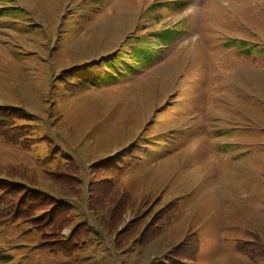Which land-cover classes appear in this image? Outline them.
Here are the masks:
<instances>
[{"label": "rangeland", "instance_id": "obj_1", "mask_svg": "<svg viewBox=\"0 0 264 264\" xmlns=\"http://www.w3.org/2000/svg\"><path fill=\"white\" fill-rule=\"evenodd\" d=\"M169 26L178 36L148 65L105 69L120 54L132 64L129 49L156 44ZM83 65L103 78L57 83ZM0 106L27 112L15 121L18 143L0 136L2 174L60 194L44 173L55 167L50 154L88 173L126 153L109 195L130 203L118 217L112 200L103 205L111 235L130 221L150 228L161 214L152 236L130 235L128 250L107 238L70 258L9 223L0 264H170L161 258L185 242L198 253L182 264H264L236 251L247 232L264 240V0H0Z\"/></svg>", "mask_w": 264, "mask_h": 264}, {"label": "trees", "instance_id": "obj_2", "mask_svg": "<svg viewBox=\"0 0 264 264\" xmlns=\"http://www.w3.org/2000/svg\"><path fill=\"white\" fill-rule=\"evenodd\" d=\"M162 8L169 9L168 6H162ZM175 37H177V33L172 31V28H168L153 36L157 40L156 44H146V39L137 41L128 53L130 54L128 59L132 61V64L128 66L124 55L120 54L119 58H116L118 61L104 62L105 69L113 74L120 68L124 73H129L131 70L136 71L156 58L154 51L159 45ZM238 43L239 47H243L246 52L255 47L245 42ZM118 64L121 65L120 68L116 67ZM88 67V65H83L79 69L80 71L71 69L61 72L57 83L70 85L75 81H80L81 85L85 86L90 82H99L100 78H103L101 70L93 74L94 72H89ZM82 72L89 73L91 76L84 77L81 81L75 76ZM65 91H68L67 88ZM26 114L27 112L14 107L0 106V136L11 144L18 143L19 140L14 132L17 127L15 121L23 119ZM50 155L49 159L55 161V167L52 170L45 169L44 173L47 179L55 183L60 194H51L46 189L37 187L33 180H15L8 172V175L2 174L3 168L7 169L8 166L0 167V226L13 222H17L18 225H27L28 231L35 230L40 235L38 248L53 256L67 258L84 250L88 241L103 242L107 238L111 240L112 248L116 249L115 251H118L119 245L127 248L118 252L128 250L130 235L136 234L133 239L135 242L139 237L144 236L145 232L148 233V236H152L153 228L159 227L161 214L152 218L153 222L150 228L145 226L143 230L136 231L134 223L137 222L130 221L129 224L117 231V235H111L110 229L113 228L116 221L113 217L110 220L105 219L103 205L112 200L109 193H116L112 192L113 183L118 176L117 170L120 169L123 161L128 159V154H115L102 159L96 165H90L88 173L83 172L79 164L70 158H65L61 154ZM103 174H109V176L104 177ZM103 184L106 186L103 187ZM125 197L121 193L118 200L115 197V202L111 201L112 207L115 206L117 215L115 217H118L121 210L130 203L129 196ZM144 216L145 211H142L135 219L139 221ZM105 220L106 226L103 225ZM64 229H69L66 236L62 234ZM245 235L249 236L250 240H238L236 251L249 259L264 262V240L253 232H247ZM197 253L198 243L185 242L181 249L176 252L172 251L161 259L165 263L169 261L170 264H182L183 260L191 259L190 257Z\"/></svg>", "mask_w": 264, "mask_h": 264}]
</instances>
